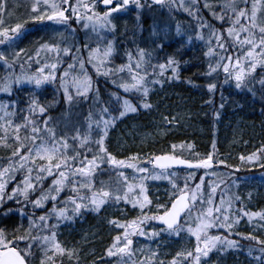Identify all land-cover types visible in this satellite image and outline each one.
<instances>
[{
	"label": "snow or ice",
	"instance_id": "6c2138e0",
	"mask_svg": "<svg viewBox=\"0 0 264 264\" xmlns=\"http://www.w3.org/2000/svg\"><path fill=\"white\" fill-rule=\"evenodd\" d=\"M151 4L167 5L170 10L182 9L196 21L195 35L188 39L203 41L207 45L205 57L215 61L208 63L206 75L222 72L225 83L232 80L236 88H241L258 67L264 69V0H222L218 4L203 0L202 7L201 0H151ZM133 6L139 13L151 5L147 0L144 3L141 0H30L27 11L32 22L50 21L64 26L70 34L77 30L72 27L74 23L97 39L94 45L88 41L83 44L87 56L83 55L81 47H75L74 53L72 47L43 43L35 51L36 63L41 51L55 52L57 63H45L32 75L23 74L24 64L19 63L22 74L15 75L14 67L26 51L15 49L29 19L8 23L5 16L11 20L13 13L8 10L7 0H0V46L12 49L10 54L0 50V62L6 70H12L0 79V92L11 96L14 87L33 86L23 107L20 101H0V147L9 153L0 156V207L14 202L18 206L16 211L27 220L26 228L21 225L11 232L0 228V264H32L37 251L39 264H65V260L68 264H81L80 250L68 248L57 239L60 224L71 222L88 211L98 214L107 206H115L126 214L127 208H119L120 204L138 210V215L123 221L116 218L108 221L121 230L105 251L107 258H116V264H206L210 253L223 254L240 247L236 239L230 238L232 236L258 245L250 247L248 253L259 252L254 259L264 264V239L251 232L244 235L234 231L244 218L249 224L260 221L257 227L264 231V211L234 208L233 198L225 200L223 196L219 204H215L217 189L225 183L223 179L219 184L209 180V191L204 192L205 178L215 164L231 167L223 159L216 160L215 142L213 152L206 157L195 153L193 159L174 154L178 147L192 149L191 144H172L173 154H154L143 160L136 154L119 159L109 152L105 141L116 120L141 108L151 109L149 94L156 85L162 84L166 72L172 73L168 79H179V62L175 58L169 56L162 63L152 62L153 52L162 50V43L155 44L152 51L138 46L135 51L125 49V62L113 63L118 55L115 39H108L110 35L114 37L116 31L113 20L115 15L125 14ZM98 7L105 10L97 11ZM217 8L219 11L215 10ZM202 10H208L212 20L220 23V28L204 19ZM136 19L139 20V15ZM61 53L70 57L72 63L57 77ZM33 59L32 55L27 57L29 62ZM89 67L97 77L109 79L125 95L110 93L117 107H94L86 117V127L73 126L70 131L58 132L57 123L48 115L50 105L41 103L38 90L59 79V88L69 104L77 97L87 98L93 91ZM73 72L78 74L72 75ZM259 83L264 87V77ZM215 88V83L208 85L210 92ZM98 91L97 88V94ZM128 95L137 96L140 102L133 104L126 98ZM114 112L118 115H113ZM164 120L172 124L175 117H164ZM239 159L242 164H258L264 168V145ZM177 166L188 170L183 186L177 183V173L172 171ZM127 170H132L131 176L126 174ZM198 170H204V175L192 186L189 182L195 179ZM210 174L217 176L214 171ZM106 175L107 180L101 178ZM158 180H167L172 190L168 202L156 203L153 211L148 182ZM234 200L241 201V197L235 196ZM29 206L31 212L26 211ZM12 212L13 209H8L4 215ZM37 212L41 214L36 215ZM152 222H158L159 229L152 227ZM214 229L226 234H213ZM183 233L193 239L194 244L176 251L170 260L160 258L159 246L156 249L134 247L136 237L153 240L167 234L179 238ZM102 261L103 257L92 264H102Z\"/></svg>",
	"mask_w": 264,
	"mask_h": 264
},
{
	"label": "rangeland",
	"instance_id": "374dc122",
	"mask_svg": "<svg viewBox=\"0 0 264 264\" xmlns=\"http://www.w3.org/2000/svg\"><path fill=\"white\" fill-rule=\"evenodd\" d=\"M141 2L144 3L145 0H141ZM147 2H149V0H147ZM29 5H30V0H7L8 10L13 13V18L9 20L8 17L5 16V20L8 23L14 24L16 22H22L25 19H29V14L27 11ZM148 5L151 6L144 7L142 10H140L139 13H137L136 9L133 6L130 8V10L127 13L115 15L113 23L116 25V31L114 37L110 35L108 36V39H115L117 50H118L119 41L116 42L117 41L116 32L117 31L126 32L131 25L130 20H132V22L134 23L135 22L140 23L141 27L139 29L127 33L126 37L124 38L125 41L122 44L123 52L125 49L135 51L137 46L152 51L155 48V44L169 43L167 41L170 40L173 41L179 37H183L187 43L195 42L196 39L194 38L191 41H189L188 39L190 36L194 37L195 35V31H194L195 27L191 23L192 20L180 21L175 16L176 14L177 17L183 18V16L188 15L187 13L182 11V9L174 8L170 10L167 5L165 6L152 5L150 2L148 3ZM104 10L105 9H103V7L97 8V11L100 12ZM124 15H129V18H127ZM137 15H139V20L136 19ZM31 26L32 27L29 26V28L25 29L24 34L27 33L31 34L34 30H36L37 33L33 32L31 34L32 36L29 37L30 40L25 41L27 42V45L29 47L37 43H42V44L57 43L60 45L61 48L72 47L73 52L75 53V47H81L83 51V44L86 41L93 43L94 45L97 39L94 35H92L91 33H86L84 30H82L79 26H77L74 23L72 27L77 29L74 34H70L65 29L64 26L53 24L52 22H43V23L37 22ZM178 26L180 29L179 33H177ZM129 30H131V27ZM37 35L43 38L45 37V42H40L43 38L40 39L37 37ZM204 35L205 37H207V32H205ZM20 47L17 45L15 50L18 51ZM36 47L38 49L40 46L38 47L37 45ZM0 50H4L6 54H10L12 52V49L5 50L3 49V46L0 47ZM159 51L160 50L158 49L153 52L154 59L152 62L154 64L159 63L158 62ZM32 55L34 56L33 62H36L35 51ZM83 55L87 56V52L83 51ZM120 56L122 60L117 65L125 62L123 53H121ZM9 58L11 59L10 55ZM203 61H204L203 65L206 68L208 66L207 63L209 62L215 63L214 60L210 61L207 57ZM45 63H57L56 53L41 51L39 55V64H40L39 67L43 66ZM69 63H72L71 58L68 56H64L63 53H61L60 60L58 63V69H57V77H59L60 74L66 70L67 65ZM0 64L3 63L0 62ZM88 71L90 75L94 73L90 67L88 68ZM34 73H23V74L32 75ZM76 74L78 73L76 72L72 73V75H76ZM168 74H170L169 76L172 75L170 71H168ZM218 74L219 73H214L211 77L214 76L213 78L215 79L216 75ZM17 75H20V72L17 73ZM262 77H264V75H261V73L256 71V73H254L251 77H249L246 86L237 88V90H243L246 93L251 94L252 97H254V93L256 92V89L260 87L259 81ZM222 78L224 81L223 73H222ZM69 79H71V76L69 77ZM58 80L59 79H57L58 83L57 82L49 83L44 85L43 87L48 85L55 87L57 84L59 85ZM110 84L112 83L110 82ZM224 84L236 88L235 83L232 80H229L227 83H225L224 81ZM24 85L32 86L29 84H24ZM165 88L166 86L162 82V84L156 85L149 94L148 102L150 100L149 98H152V95H154L155 98L154 111L152 109H149L147 110V113L144 114L143 116L142 115L138 116L137 112L130 113L126 117L116 120L114 126L109 129L108 137L106 138L108 139L106 143L108 149L116 150L117 154L123 157V155L127 153H133L134 151L137 152L138 150L143 151L146 147L159 143L161 140H163L166 136L170 134L188 135L196 142H201L202 144L206 143V145L211 144L209 143L208 140H206L205 137L206 132L204 130V126L203 128H200L198 122L196 121L198 116L196 114L191 113V109L189 110L190 105L186 103L187 99L185 95L173 90L167 91L165 90ZM74 91L75 90L73 89L72 90L73 94ZM119 91L121 92V90ZM110 93L113 92L111 91L109 92L108 94L109 97H110ZM119 95L124 97V94L122 92L119 93ZM126 98L130 99L134 104L130 96H127ZM134 98L138 99V103L140 102L137 96ZM110 99L113 101V103H115L112 97H110ZM164 117H168L169 119L175 117V120L173 121L172 124H168L164 120ZM64 125L67 126L66 124ZM223 128L228 133V137L222 138V144L223 146L226 147L229 157L231 155L233 156L242 155L243 153H245L247 156L249 150L255 147L258 143L259 138H257L256 128L251 124V121L244 119L239 114L236 113L229 114L226 117V120L223 124ZM7 155H9V153ZM213 171L217 173L216 177L211 176L210 173ZM126 174L131 176L132 170H127ZM228 174L237 175L235 172L232 171V169L220 165L214 166L212 169H210L209 176L205 178V185H204L205 194H207V192L209 191L208 183H206L208 179L214 181L217 184H219L220 180L223 179L225 181L224 183L225 186L224 184H220V187L217 189V192L214 197L215 204L217 205L219 204V201L222 196L225 200L229 198H233L234 201V196L237 195V192L242 196V200H241L242 202L252 204L253 197L257 192V188L260 186L264 187V172L259 174L258 176H251V175L249 176L243 175V177L234 176L231 181L230 180L226 181ZM202 175H204V170H202ZM247 180H249V183L246 184V187H244L243 190L239 191L241 184L245 183ZM160 182L161 180L148 182V194L150 192L149 187L152 188L154 187L153 189H155V187L158 186ZM249 193H251L250 198H249ZM15 205L16 204L14 202H7L3 207H0V228L5 222V220H7L11 215L12 216L17 215V222L13 225V229H15L14 226L19 227L23 225L25 228L27 227V220L25 219V222L21 221L23 218L19 214H17L19 213L18 211H16L18 206ZM123 207H128L129 209H131L130 206H126L124 204L119 205V208H123ZM233 207L240 208L236 204V201H234ZM8 209H13V212L6 216L4 215V212H6ZM113 211H118L117 207L111 206L109 210V214L112 215ZM101 220H104L101 221V226L96 227V226L84 225V226H80L79 228H76L74 231L72 230L73 228L71 222L61 223L59 228L57 229V239L62 244H66L65 241L70 240L71 235H79L78 237L79 239L77 240V242H75V245L74 244L71 245V248L75 247L79 249L81 254V259H83L85 262L86 259L88 258H91L92 260H99V258L102 257V249L104 248L103 247L104 241L102 239L109 232L108 230L107 232H105L106 229L108 228L105 225L106 224L105 221L108 220L107 219H101ZM259 223L261 222L258 220H254L251 224H249L247 218H244L235 227L234 231H237L238 228H241L242 230L245 229V231H247V234L251 232L254 235H264V231L259 230V228L257 227ZM100 227L101 230H99ZM120 232L121 230H119L118 234ZM158 243L159 240H148L147 238H143V237L134 238L135 248L148 247V248L156 249L157 246H159ZM193 244H194V240L189 238L186 233H183L181 240L179 239L176 242H171L164 248L159 246V251L161 253L160 258L165 260H170L172 258V255L175 254L176 251H179L184 247H192ZM234 250L235 253L233 255L228 254L229 250L223 254L219 252L210 253V256L207 259L206 264H234L233 261H231V259L235 258L238 248ZM104 251H106V249ZM240 255H242V257L240 260L237 261V264H251L249 263L251 261L250 255L247 254V251L241 252ZM105 259L106 260L110 259L112 264H116V258H107L105 256ZM34 260H36V258L33 259L32 262H34Z\"/></svg>",
	"mask_w": 264,
	"mask_h": 264
},
{
	"label": "trees",
	"instance_id": "16d2710c",
	"mask_svg": "<svg viewBox=\"0 0 264 264\" xmlns=\"http://www.w3.org/2000/svg\"><path fill=\"white\" fill-rule=\"evenodd\" d=\"M209 3L212 4H218L221 3L222 0H208ZM149 3V2H147ZM203 1L201 0V7H202ZM216 11H219V9H215ZM174 11V10H173ZM183 11V10H182ZM179 13V12H176ZM175 14V13H174ZM127 18H129V15H124ZM176 18L180 21H187L192 20V25L196 28V21L191 18L189 15L183 16V18L177 17ZM201 16L204 19H207L211 21L215 27L220 28V23L217 21H213L208 10H202ZM131 22V30L130 27L127 29V31H117V41L118 42V55L114 57L113 63L117 65L121 60V53H123L122 44L125 41L124 38L126 37L128 32L134 31L136 29H139L141 27V24L138 22ZM37 23V22H35ZM34 22L30 21L27 25L29 28L32 27L31 25L35 24ZM227 25H225L226 27ZM33 32L37 33L36 30ZM32 32V33H33ZM31 33V34H32ZM30 33L24 34L21 40L18 42V46L20 48L25 49V54L22 55L21 60L15 65L14 67V74L17 75V73L20 72L21 74V68L19 67V63L24 64L23 73H34L36 72V69L39 67V63L36 62H29L27 60V57L29 55H32L35 49L42 44L37 43L33 44V46H28L27 42L30 40L29 37H31ZM38 38H43L37 35ZM36 40V39H34ZM45 42V37L40 41ZM169 43H163L164 47L162 50L158 53V62L162 63L165 61V59L169 56L175 58L179 62V79H173L170 80L168 77H170L167 73H165L164 77L162 78L163 84L166 86L165 90H173L179 93H182L185 95L188 103L190 105L189 110L191 109V113L196 114L198 118L196 121L198 122L200 128H203L206 132L205 137L206 140L209 141L211 144H202L201 142L194 141L191 137L188 135H182V134H176V135H168L163 140H161L159 143L150 145L149 147H146L143 151L138 150L137 152L133 153H127L125 155L119 156L114 149H108L109 152H111L113 155L117 156L119 159L126 158L130 155H139L141 158H146L154 154H162V153H172L171 145H187L191 144L193 147L192 149H183L181 150L179 147L177 148L176 152L174 154L180 155L181 157L185 159H193L195 153H199L200 157H206L209 152H213V142H215L216 145V151L214 153V156L216 160L223 159L225 160V164L229 165L231 167H226L229 169H232L233 172H235L237 175L234 174H228L226 181H231L234 176H242L243 175H251V176H258L259 174L264 172V168H261L258 164H242L239 157L241 155L230 157L228 156V151L225 146L222 144V138H227L228 133L224 130L223 124L226 120V117L231 113H236L242 116L244 119L251 121V124L256 128L258 143L255 147H253L249 152L248 155L252 152H255L258 148H260L262 145H264V87H258L256 89V92L254 93V97L251 96V94L246 93L243 90H237V88L233 86H229L224 84L222 73H219L216 75L215 79L209 75H206L207 68L203 65L204 59L206 58L204 53L207 51V45L203 41H197L195 40L194 43H187L183 37L176 38L175 40L167 41ZM28 46V47H27ZM33 56V55H32ZM207 63V62H206ZM208 64V63H207ZM9 71L12 70H6L3 64H0V79L4 78ZM257 72L261 73V75H264V69L258 67ZM93 77V91H91L87 98H75L71 104H69L63 95V90L59 88V85L57 84L54 86H45L42 89L38 90V95L41 100V103L50 105L48 107V115L54 118V122L57 123V131H70L73 126H80V127H86V117L88 116V113L90 110H94V107H99L100 105H107L111 108L116 107L117 105L113 103V101L109 97V92H116L121 93L117 87H115L113 84H110L109 80L100 76L97 77L95 73H92ZM59 81V80H58ZM57 82V81H56ZM58 83V82H57ZM210 83H215L216 88L213 91L208 90V85ZM33 86H27V85H21L19 87H14L12 95L9 96L7 93L0 92V101L8 102L10 100L20 101L21 107L24 106V100L26 97L32 92ZM99 89L98 94L96 92V89ZM123 93V92H122ZM124 94V93H123ZM125 95V94H124ZM132 98L134 104H138V99H135V95H128ZM149 103L152 105V110L155 109V98L154 95H152V98H149ZM99 101V103H96V101ZM194 106H193V104ZM192 104V106H191ZM147 113V110L140 109L137 112L138 116H143ZM140 114V115H139ZM81 115V117H80ZM113 115H118V113L114 112ZM75 120V121H74ZM74 121V122H72ZM66 124L67 126H65ZM231 135V134H230ZM108 139H106L105 144L107 143ZM8 154L7 150L0 147V156H6ZM242 155H245L243 153ZM214 166H219L218 164H215ZM239 169V170H236ZM177 173V172H176ZM110 175V173H109ZM188 175V170L186 169H180V171L177 173V183L181 186H183L184 183V177ZM202 175V170H198L195 173V179L193 181H190L189 183L194 186L195 183L199 182V177ZM102 179L107 180L108 176L101 177ZM210 179L206 181L208 183ZM212 181V180H211ZM248 181V182H247ZM245 183L241 184L240 190H243L244 187H246V184L249 183V180H247ZM225 186V184H224ZM154 188V187H153ZM152 187H149V197L153 201V211H155L154 205L156 203H167L169 200V193L171 192V185L168 183L167 180H161V182L158 184V186L153 189ZM241 197L242 196L237 192V195ZM235 197V196H234ZM235 201V200H234ZM236 204L239 207H244L247 211L250 212H258V211H264V187L260 186L257 188V192L253 197V203L248 204L244 203L242 201H236ZM16 206V205H15ZM48 207H51V204L48 205ZM111 206L104 207L98 214L95 212H85L83 215L75 218L73 221H71L72 224V230L74 231L76 228H79L80 226H101V219H107L108 221L110 219L116 218L121 221L125 219H131L138 215V210H132L128 207L126 214H122L119 210L113 211V214H109ZM17 208V207H15ZM27 212H31L32 209L29 206L26 209ZM19 214V213H17ZM40 212H37L36 215H40ZM109 214V215H107ZM21 221L25 222V219L23 218ZM108 221H105L106 229L109 231L108 234H106L103 237V243L104 248L102 249V257L103 261L102 264H112L110 259H105V249L112 243V239L115 235L118 234L119 230L116 229L114 226L109 225ZM13 222H17V215H11L3 225L2 228L9 229L8 231H12L13 226L11 225ZM26 224V223H25ZM108 225V226H107ZM8 226V227H7ZM105 227V228H106ZM152 227H155L159 229L160 225L158 222H152ZM15 228H17L15 226ZM101 230V227L99 228ZM104 232V233H105ZM213 234H226L223 230H212ZM236 232H239L241 234L246 235L247 231L242 230L241 228H238ZM76 234V232H75ZM261 239H264V235H257ZM79 235H71L70 240L65 241L66 244H63L64 246L71 248V245L77 242ZM231 239H236L240 245V247L237 250L236 256L234 259H231L234 264H237V261L241 259L242 255L241 252L247 251L250 247L257 248L258 245H255L254 242L248 241V240H241L238 236H232ZM182 239V235L177 238L175 236H168L167 234H162L159 238H155L153 240H159L158 245L162 248L166 247L171 242H176L178 240ZM71 242V243H70ZM77 245V244H76ZM23 247V245H21ZM235 253V250H229L228 254L233 255ZM81 255V254H80ZM175 255V254H173ZM172 255V256H173ZM260 255L259 252L253 251L252 255H250V262L251 264H259L258 261L254 259L255 256ZM36 260L32 262V264H39V252H36L35 256ZM91 258L86 259V262L81 259V264H92ZM65 264H68L67 260H65Z\"/></svg>",
	"mask_w": 264,
	"mask_h": 264
},
{
	"label": "bare ground",
	"instance_id": "6f19581e",
	"mask_svg": "<svg viewBox=\"0 0 264 264\" xmlns=\"http://www.w3.org/2000/svg\"><path fill=\"white\" fill-rule=\"evenodd\" d=\"M16 222H13L11 225L13 226ZM15 227V226H14Z\"/></svg>",
	"mask_w": 264,
	"mask_h": 264
},
{
	"label": "flooded vegetation",
	"instance_id": "af4514ba",
	"mask_svg": "<svg viewBox=\"0 0 264 264\" xmlns=\"http://www.w3.org/2000/svg\"><path fill=\"white\" fill-rule=\"evenodd\" d=\"M149 2L151 3V0H149ZM104 9V8H103Z\"/></svg>",
	"mask_w": 264,
	"mask_h": 264
},
{
	"label": "water",
	"instance_id": "95a60500",
	"mask_svg": "<svg viewBox=\"0 0 264 264\" xmlns=\"http://www.w3.org/2000/svg\"><path fill=\"white\" fill-rule=\"evenodd\" d=\"M177 167H182V166H177Z\"/></svg>",
	"mask_w": 264,
	"mask_h": 264
}]
</instances>
